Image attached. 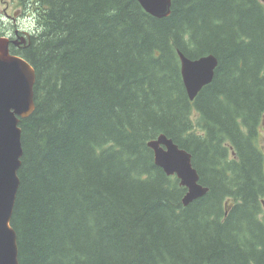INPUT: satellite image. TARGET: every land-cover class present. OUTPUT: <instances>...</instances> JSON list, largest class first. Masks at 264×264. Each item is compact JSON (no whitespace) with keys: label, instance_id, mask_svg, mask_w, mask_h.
Instances as JSON below:
<instances>
[{"label":"trees","instance_id":"1","mask_svg":"<svg viewBox=\"0 0 264 264\" xmlns=\"http://www.w3.org/2000/svg\"><path fill=\"white\" fill-rule=\"evenodd\" d=\"M37 20L20 51L36 72L22 119L11 225L20 264H264V2L13 0ZM179 52L214 55L188 97ZM165 135L208 193L154 162Z\"/></svg>","mask_w":264,"mask_h":264},{"label":"water","instance_id":"2","mask_svg":"<svg viewBox=\"0 0 264 264\" xmlns=\"http://www.w3.org/2000/svg\"><path fill=\"white\" fill-rule=\"evenodd\" d=\"M138 1L155 18L171 14L172 0ZM9 43V39L0 37V264H20L18 236L11 225L24 153L19 124L36 109V72L24 58L10 54ZM179 56L183 82L189 99L194 101L213 82L219 61L212 54L198 59H190L182 52ZM148 147L154 153L156 166L167 176H176L188 190L183 199L185 206L208 193L189 152L165 135L149 141Z\"/></svg>","mask_w":264,"mask_h":264},{"label":"flooded vegetation","instance_id":"3","mask_svg":"<svg viewBox=\"0 0 264 264\" xmlns=\"http://www.w3.org/2000/svg\"><path fill=\"white\" fill-rule=\"evenodd\" d=\"M20 11H23L24 9L21 8L19 9ZM21 14L20 13H16ZM5 16L10 19L12 18L9 13L5 12ZM10 21H1L2 25L0 26V31L1 34H4L3 36H6L10 39V51L12 52L11 54L17 55L20 54V51H23L26 49V46L24 44H30V39H29V34L28 30L25 29V27L20 24V25H15V24H9ZM6 26V28L3 27Z\"/></svg>","mask_w":264,"mask_h":264},{"label":"rangeland","instance_id":"4","mask_svg":"<svg viewBox=\"0 0 264 264\" xmlns=\"http://www.w3.org/2000/svg\"><path fill=\"white\" fill-rule=\"evenodd\" d=\"M13 1L12 0H0V26L2 25L1 21H10L9 24H15V25H20L22 24L26 30L32 32L34 29H38L37 27V20L33 19V17H30L32 14L25 15V16H21V14H17L16 13H20L21 11L18 10L17 8H15L13 5ZM5 12L9 13V15L12 17L10 19H8L5 16ZM26 14V13H23ZM4 28H6V26L3 25ZM1 34V31H0ZM4 35V34H3ZM262 138H261V147L264 150V125L262 128Z\"/></svg>","mask_w":264,"mask_h":264},{"label":"bare ground","instance_id":"5","mask_svg":"<svg viewBox=\"0 0 264 264\" xmlns=\"http://www.w3.org/2000/svg\"><path fill=\"white\" fill-rule=\"evenodd\" d=\"M24 12H22L21 11V16L23 17V16H25L26 14H23ZM28 32V34H29V39L31 38V35H32V32H30V31H27ZM151 141V140H150Z\"/></svg>","mask_w":264,"mask_h":264}]
</instances>
